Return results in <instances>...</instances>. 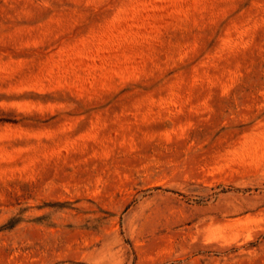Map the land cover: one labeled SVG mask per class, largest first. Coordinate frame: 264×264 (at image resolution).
I'll use <instances>...</instances> for the list:
<instances>
[{"label": "rangeland", "instance_id": "obj_1", "mask_svg": "<svg viewBox=\"0 0 264 264\" xmlns=\"http://www.w3.org/2000/svg\"><path fill=\"white\" fill-rule=\"evenodd\" d=\"M0 264H264V0H0Z\"/></svg>", "mask_w": 264, "mask_h": 264}]
</instances>
